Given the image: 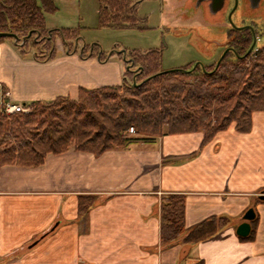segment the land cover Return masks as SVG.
Masks as SVG:
<instances>
[{
	"label": "crops",
	"instance_id": "obj_1",
	"mask_svg": "<svg viewBox=\"0 0 264 264\" xmlns=\"http://www.w3.org/2000/svg\"><path fill=\"white\" fill-rule=\"evenodd\" d=\"M123 79L115 55L57 50L36 60L0 41V84L13 103L76 99ZM203 138L165 134L99 155L69 149L38 166L0 165V264H264V111L253 112L249 132L232 124ZM171 195L184 198L186 232L213 217L220 228L195 244L184 235L162 243L161 203ZM250 208L253 233L241 239Z\"/></svg>",
	"mask_w": 264,
	"mask_h": 264
},
{
	"label": "trees",
	"instance_id": "obj_2",
	"mask_svg": "<svg viewBox=\"0 0 264 264\" xmlns=\"http://www.w3.org/2000/svg\"><path fill=\"white\" fill-rule=\"evenodd\" d=\"M101 2L103 25L138 26L133 0ZM57 11L55 0H0V32H13L21 40L30 32L39 35L38 41L32 42L38 48L35 59H53L57 53L55 33L62 34L66 43L72 37L63 33L71 29L46 26V14ZM249 28L233 29L231 51L217 67L216 62L203 67L194 63L162 70L161 49L132 50L129 58L120 56L139 74L134 76L127 67L120 85L81 88L76 99L36 101L28 113L1 111L0 165L38 166L47 154L69 149L99 155L136 139L152 140L165 134L204 131L205 144L232 124L240 132H249L253 112L264 111V44L246 55L253 42ZM130 127L136 130L133 136L128 134ZM184 212L182 196L162 200V243L171 244L184 235V243L195 244L214 235L223 221L213 217L186 232ZM251 233L240 238H250Z\"/></svg>",
	"mask_w": 264,
	"mask_h": 264
},
{
	"label": "rangeland",
	"instance_id": "obj_3",
	"mask_svg": "<svg viewBox=\"0 0 264 264\" xmlns=\"http://www.w3.org/2000/svg\"><path fill=\"white\" fill-rule=\"evenodd\" d=\"M133 1L136 2L140 20L138 26L120 28L101 23V0H55L58 11L46 14L47 27L71 29L63 33H71L72 36L66 43L62 34L56 32V49L80 57L82 54L83 58L100 54L108 57L113 53L110 56L115 55L120 60L123 59L121 56L129 58L132 50L142 53L149 49H161V68L171 70L194 63L209 66L217 62L225 44L230 43L233 29H241L238 25L244 23L254 26L257 43L253 53L264 44V12L261 10L246 13L239 7L232 15V22L237 27L232 25L233 28L229 29L231 24L226 21L215 25L209 23L202 8L195 7L197 0ZM143 25L144 29L141 28ZM38 36H27L25 46H22L23 39L16 43L12 37H0V41L12 43L20 56L35 59L38 48L32 42L38 41ZM122 64L125 72L127 66L124 60ZM29 106L34 109V104Z\"/></svg>",
	"mask_w": 264,
	"mask_h": 264
},
{
	"label": "flooded vegetation",
	"instance_id": "obj_4",
	"mask_svg": "<svg viewBox=\"0 0 264 264\" xmlns=\"http://www.w3.org/2000/svg\"><path fill=\"white\" fill-rule=\"evenodd\" d=\"M196 8H202L204 12V17L209 21V23L215 25L219 24L223 21L228 22L231 24L229 26V29L232 27V22L229 20V14L232 15L237 12L239 7L242 8V11L248 13H255V12H264V0H197L195 4ZM226 15V18L224 17ZM238 27H251L254 30L253 24L250 23H244L242 25H238ZM253 32V31H252ZM231 40H229L230 42ZM232 46L230 44H225V49H228V51H231ZM223 51V52H224ZM111 55V54H110ZM129 70L134 71V76L137 77L139 74L137 68H131L132 63L127 64ZM199 66H201V63H198ZM204 65V64H203Z\"/></svg>",
	"mask_w": 264,
	"mask_h": 264
},
{
	"label": "water",
	"instance_id": "obj_5",
	"mask_svg": "<svg viewBox=\"0 0 264 264\" xmlns=\"http://www.w3.org/2000/svg\"><path fill=\"white\" fill-rule=\"evenodd\" d=\"M231 14H229V20L232 22V18H231ZM232 25L234 27H237L233 22H232ZM251 30L253 31V28L251 27ZM31 35V32L28 34V37ZM0 37H12L15 39V42L17 43L18 40L20 39V37L13 33V32H0ZM26 38H23V41H25ZM256 43H257V36L256 34L254 33L253 31V42L251 44V46L249 47L246 55H248L249 53H251L253 51V49L255 48L256 46ZM228 49H226L220 56V58L217 60L216 62V67L219 65L220 61L222 60V58L224 57V55L226 54ZM198 63H196L194 66H196ZM202 67H203V64L201 63ZM262 198H264V195L261 196ZM255 217V213H254V210L252 208H250L249 210H247V212L244 214V221L242 223H240L236 229V233L238 236H241V237H246L249 235L250 231H251V226H250V223L249 221L254 219Z\"/></svg>",
	"mask_w": 264,
	"mask_h": 264
},
{
	"label": "built area",
	"instance_id": "obj_6",
	"mask_svg": "<svg viewBox=\"0 0 264 264\" xmlns=\"http://www.w3.org/2000/svg\"><path fill=\"white\" fill-rule=\"evenodd\" d=\"M10 98V91L0 84V110L2 112L12 114L18 112L27 113L31 111L29 104L13 103ZM135 132L136 130L134 127H130L128 130L129 134H135Z\"/></svg>",
	"mask_w": 264,
	"mask_h": 264
}]
</instances>
